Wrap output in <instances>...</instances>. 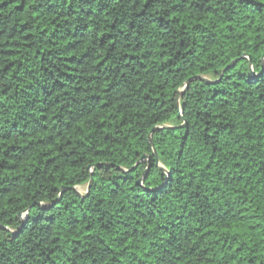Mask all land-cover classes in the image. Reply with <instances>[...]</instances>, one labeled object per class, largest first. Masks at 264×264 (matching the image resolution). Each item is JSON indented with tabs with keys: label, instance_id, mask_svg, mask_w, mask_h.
Segmentation results:
<instances>
[{
	"label": "trees",
	"instance_id": "1",
	"mask_svg": "<svg viewBox=\"0 0 264 264\" xmlns=\"http://www.w3.org/2000/svg\"><path fill=\"white\" fill-rule=\"evenodd\" d=\"M0 264H264V0H0Z\"/></svg>",
	"mask_w": 264,
	"mask_h": 264
},
{
	"label": "water",
	"instance_id": "2",
	"mask_svg": "<svg viewBox=\"0 0 264 264\" xmlns=\"http://www.w3.org/2000/svg\"><path fill=\"white\" fill-rule=\"evenodd\" d=\"M244 58H247V57L244 56ZM234 64H235V62H233L232 64H230L225 70L231 68ZM250 65H251V61H250ZM194 81H201V82H206V83H208V82H209V79L204 78V77H201V76H197V77H193V78L189 79V80L185 83V86H184V88H183L182 93L179 94V96H178V98H177V100H176L177 108H179V99H180V97L185 93V91L187 90V87L189 86V84H190L191 82H194ZM180 117L182 118V114H180ZM144 159H146V160H150L149 157H146V156H144V157L142 158V160H144ZM91 185H92V179H91V181H90V183H89V185H88V190L90 189ZM63 192H64V189L61 190V195H62Z\"/></svg>",
	"mask_w": 264,
	"mask_h": 264
},
{
	"label": "rangeland",
	"instance_id": "3",
	"mask_svg": "<svg viewBox=\"0 0 264 264\" xmlns=\"http://www.w3.org/2000/svg\"><path fill=\"white\" fill-rule=\"evenodd\" d=\"M77 190L81 193L84 194L86 190V186L78 187Z\"/></svg>",
	"mask_w": 264,
	"mask_h": 264
}]
</instances>
